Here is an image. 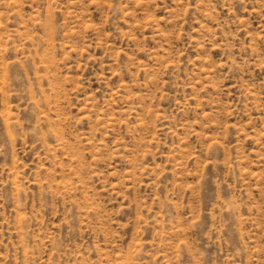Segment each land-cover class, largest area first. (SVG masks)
I'll return each mask as SVG.
<instances>
[{"label": "rangeland", "instance_id": "1", "mask_svg": "<svg viewBox=\"0 0 264 264\" xmlns=\"http://www.w3.org/2000/svg\"><path fill=\"white\" fill-rule=\"evenodd\" d=\"M0 264H264V0H0Z\"/></svg>", "mask_w": 264, "mask_h": 264}]
</instances>
